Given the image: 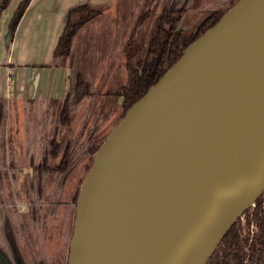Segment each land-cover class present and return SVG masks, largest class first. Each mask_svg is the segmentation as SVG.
<instances>
[{
	"label": "water",
	"instance_id": "water-1",
	"mask_svg": "<svg viewBox=\"0 0 264 264\" xmlns=\"http://www.w3.org/2000/svg\"><path fill=\"white\" fill-rule=\"evenodd\" d=\"M238 61L264 80V0H236L112 127L79 186L67 264H192L196 247L216 241L208 263L264 195V97L254 103L263 139L252 138L234 164L215 160V171L191 185L166 247L157 236L160 202L190 115Z\"/></svg>",
	"mask_w": 264,
	"mask_h": 264
},
{
	"label": "rangeland",
	"instance_id": "rangeland-1",
	"mask_svg": "<svg viewBox=\"0 0 264 264\" xmlns=\"http://www.w3.org/2000/svg\"><path fill=\"white\" fill-rule=\"evenodd\" d=\"M163 5L162 0L110 1L109 4L101 7L97 15L79 26L72 39L71 62L75 68L91 72L93 93L82 101L70 122L65 125L58 122L61 100L56 107H52L51 112L46 113L47 115L43 117L42 114V118L37 122V132H34L36 145L33 156L36 151H40L50 142L49 138L54 130L57 131L55 143L72 140L76 136L81 143L83 138L90 136L88 133L92 121L97 119L95 122L97 127L92 139L99 140L108 135L116 123L122 100L118 94L127 78L124 46L127 39L132 36L142 47L141 54L144 55ZM208 11L207 7L202 9L198 6L189 7L178 27L191 35ZM86 14L87 11L78 16L72 14L71 21ZM140 17L143 18L140 19ZM132 45L135 43L129 44V46ZM69 61L67 58L65 63L68 64ZM28 109V117H25L21 106L18 105V111L15 113L11 110L6 122L8 126L6 154H8L4 157L0 171V207L4 209L7 218L16 229L23 256L27 260H30V255L35 256L36 259L48 256L61 263L63 261L61 253L67 249L68 245L59 236L61 215L54 218L52 215L46 216L44 212L37 211L35 218H32L30 209L26 205L27 177L25 173L29 167L28 158H26L28 151L26 130L32 129L34 115H40L38 106H28ZM88 161L87 159L78 164L74 174L65 184L64 191H61V194L63 193L61 201L63 198L66 199L69 192L74 190L82 180L85 174L84 164ZM12 170L15 176L11 174ZM50 186L51 184H48V187Z\"/></svg>",
	"mask_w": 264,
	"mask_h": 264
},
{
	"label": "trees",
	"instance_id": "trees-1",
	"mask_svg": "<svg viewBox=\"0 0 264 264\" xmlns=\"http://www.w3.org/2000/svg\"><path fill=\"white\" fill-rule=\"evenodd\" d=\"M9 1L10 0H0V13ZM29 1L30 0H22L15 9L16 11L8 25L12 35ZM162 2L164 3L163 8L156 20L155 30L149 37L144 55L142 56L141 54L142 47L136 43L137 41L132 38V36L127 39L128 41L124 46L127 78L125 83L121 86L122 90L118 94L121 96L122 100L119 105L120 111L117 115L115 124L124 116L127 108L137 101L151 85L155 84L166 70L182 56L188 45L196 37L201 35L204 30L216 24L220 17L234 5L236 0H162ZM191 6H198L201 9L207 7L209 11L200 20L195 27V31L190 35V33H187L184 29L179 28L178 25L187 12V9ZM101 7H103V5L93 7L90 4L82 3L72 8L64 24L65 27L57 40L56 47L51 54L50 61L48 62V65L57 66L63 64L67 58L70 60L69 89L66 96L61 100V105L59 107L60 112L58 113V122L63 125L70 122L78 106L85 98L93 93L92 75L89 70L75 68L74 65H72L71 49L73 36L77 32L79 26L97 15ZM85 11H87L85 16L83 15L73 22L71 21L72 14L78 16L79 14L82 15ZM142 18L143 17H140V19ZM132 42L135 43V45L129 46ZM58 102L59 100L50 99V105L48 106L50 110H48L51 112L52 107H56ZM7 110V100L0 97V171L4 157L8 154H6ZM46 113L49 112H44L43 117ZM25 117H28V113H25ZM96 120L97 119H94V121H92L91 129L88 133L90 136L85 137L81 143L79 142L80 139L78 136H76V138L72 140L59 142L56 147L48 152L50 158L58 155L62 157L60 166L57 167L59 169V182L61 174H63V176L61 178V183H58L59 187L55 186V188L61 189V186L65 184L66 181V178H64L65 175H69V170L77 167V164L85 158L89 160L84 166V176L86 175L93 161V153L105 140V137L99 138V140L92 139L93 132L97 127L95 123ZM37 122L39 121L35 118L32 129L26 130L28 156L34 154L33 151L36 145L34 132H37ZM43 160V164L45 163V165L50 168V163H48L46 156H44ZM49 176L51 177L49 173H44L42 182L43 189L48 187L50 180ZM84 176L81 178L82 180ZM81 181L77 184L76 194L71 200L73 204L68 208L64 221L62 222L64 228L62 231V238L65 244H69ZM58 210V207L55 208L53 213L56 214ZM244 214L247 223L254 225L252 232L247 231L241 234L242 221L239 218L238 221L227 230L226 235L214 250L215 252L207 264H264V195L258 197L255 205L244 211ZM14 231L15 228L4 213L0 217V252L6 257L9 264H18L16 255L21 259L22 264H67L68 245L67 249H64L61 253L63 256V261L61 263L50 259L48 256L36 259L35 256L30 255V260H27L22 255V249L19 248L17 236L14 235ZM10 238H13V241L16 243V250L14 248L13 253H10V247L8 248V245L11 243ZM0 264H6L1 257Z\"/></svg>",
	"mask_w": 264,
	"mask_h": 264
},
{
	"label": "bare ground",
	"instance_id": "bare-ground-1",
	"mask_svg": "<svg viewBox=\"0 0 264 264\" xmlns=\"http://www.w3.org/2000/svg\"><path fill=\"white\" fill-rule=\"evenodd\" d=\"M217 86L212 96L206 97L190 115L168 168L157 228L159 243L165 247L171 243L173 226L181 220L184 209L179 203L190 194L191 185L215 171V160L220 166L234 164L248 153L245 150L252 138L256 142L263 139V123L254 103L264 97V80L238 61ZM174 217H178L176 222L172 221ZM215 243L196 247L191 263L204 264Z\"/></svg>",
	"mask_w": 264,
	"mask_h": 264
},
{
	"label": "crops",
	"instance_id": "crops-1",
	"mask_svg": "<svg viewBox=\"0 0 264 264\" xmlns=\"http://www.w3.org/2000/svg\"><path fill=\"white\" fill-rule=\"evenodd\" d=\"M21 1L10 0L0 13V97L7 100L6 122L18 105L24 115L29 114L28 106H38L40 115L35 114L32 122L39 121L50 110V99L62 100L68 93L70 64L48 62L72 8L116 0H30L9 38L8 25Z\"/></svg>",
	"mask_w": 264,
	"mask_h": 264
},
{
	"label": "flooded vegetation",
	"instance_id": "flooded-vegetation-1",
	"mask_svg": "<svg viewBox=\"0 0 264 264\" xmlns=\"http://www.w3.org/2000/svg\"><path fill=\"white\" fill-rule=\"evenodd\" d=\"M120 111V110H119ZM94 133V132H93ZM57 135V131H53L52 135L49 138V143L45 144L42 149L40 151H36V154L33 156H28V151L26 154V158H28V169L27 172L25 173L26 175V185H27V194H26V199H27V207H29L32 218H35V214L36 212H44V214L46 216L52 215L54 218H56V216L58 217V215L60 214V232H59V236L61 239L62 238V231L64 230L63 228V221L65 218V215L67 213L68 208H70V205L72 206L73 203H71L74 195L76 194L77 191V186H75L74 190H72L71 192H69V194L67 195L66 199L63 198L62 199V194L61 191H64L65 188V184L67 183L68 179L70 177H72V175L74 174L73 172L77 169V167L69 170V175H65L64 178H66L65 184H63L61 186V189H57V187H59L58 183H61V178L63 176V174H61L60 176V182H59V169L57 167L60 166L62 157L61 155L58 156H54L53 158L49 157V151L52 150V148L56 147L57 144H59V142L55 143V137ZM84 140V138H83ZM82 140V141H83ZM44 156L47 157V161L48 163H50V168L48 166L45 165V163L43 164V158ZM59 157V159H58ZM87 160V158H85L83 161ZM81 163V162H80ZM79 164V163H78ZM77 164V166H78ZM85 166V164H84ZM46 168V169H45ZM47 174L49 173L51 175L50 180H49V185L51 184L50 187L47 188H42V182H43V178H44V173ZM13 176L14 175V171L12 170L11 173ZM55 186H57L55 188ZM61 194V195H60ZM1 202V200H0ZM58 202V203H57ZM2 206V205H1ZM44 206V207H43ZM46 207V209L44 210V208ZM59 208V210L57 211V213H53V210L55 208ZM1 209V213L0 215L4 214L5 211L4 209ZM1 215V216H2ZM45 216V217H46ZM10 232V231H9ZM12 233V232H11ZM17 232L16 229L14 231V235L17 236ZM12 235V234H11ZM64 240V239H63ZM17 241L19 243V240L17 238ZM10 244L8 245L9 252L13 253V250L15 248L16 250V243L15 241H13V238H10ZM19 248L21 249L20 243H19ZM8 251V250H6ZM1 254V252H0ZM3 255V254H1ZM23 255V253H22ZM2 259V257H1ZM16 260L18 264H22L21 259L16 255ZM4 261V260H3ZM246 264V263H244Z\"/></svg>",
	"mask_w": 264,
	"mask_h": 264
},
{
	"label": "built area",
	"instance_id": "built-area-1",
	"mask_svg": "<svg viewBox=\"0 0 264 264\" xmlns=\"http://www.w3.org/2000/svg\"><path fill=\"white\" fill-rule=\"evenodd\" d=\"M252 207H253V206H252ZM239 218H240L241 221H242L241 234L246 233L247 231L252 232V230H253V226H254V225H253V224H248V223H247L244 212L242 213V215L239 216Z\"/></svg>",
	"mask_w": 264,
	"mask_h": 264
}]
</instances>
